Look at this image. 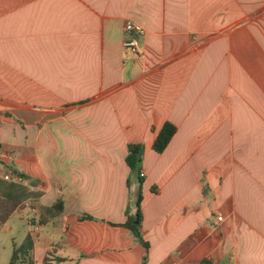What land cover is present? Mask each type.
<instances>
[{
	"label": "crops",
	"instance_id": "crops-1",
	"mask_svg": "<svg viewBox=\"0 0 264 264\" xmlns=\"http://www.w3.org/2000/svg\"><path fill=\"white\" fill-rule=\"evenodd\" d=\"M0 154L41 194L0 227L32 264H264V0H0Z\"/></svg>",
	"mask_w": 264,
	"mask_h": 264
},
{
	"label": "trees",
	"instance_id": "trees-1",
	"mask_svg": "<svg viewBox=\"0 0 264 264\" xmlns=\"http://www.w3.org/2000/svg\"><path fill=\"white\" fill-rule=\"evenodd\" d=\"M175 133L176 127L173 124L169 122L164 123L153 141L152 150L157 154H161L167 148ZM142 153L143 146L141 144H129L127 146V155L125 158L127 167L130 169L132 174L137 175V179L140 185L143 183L142 178L139 177ZM0 164L3 166L6 173L16 175L20 179H25V177L19 174L13 168V166L6 165L1 160ZM3 176L0 177V227L8 221V219L14 212L20 210L27 202L37 200L41 195L38 192H32L29 189V186L22 184L21 182L7 181L3 178ZM36 183H34V185ZM141 200L142 196L141 192L139 191L136 202V213L133 216H130L126 212L125 222L119 226L131 232L132 235L143 245L145 250H147L148 244L143 240L140 231ZM36 209L39 212L41 222L43 223L45 219L54 218L63 211V202L61 200H56L50 206H36ZM32 248L33 245L29 237H27L19 246L13 244L12 254L8 264H32ZM49 255L50 254L46 255V257L44 258V264L64 263V260L58 257L49 259ZM144 261L145 258L142 264H144Z\"/></svg>",
	"mask_w": 264,
	"mask_h": 264
},
{
	"label": "built area",
	"instance_id": "built-area-1",
	"mask_svg": "<svg viewBox=\"0 0 264 264\" xmlns=\"http://www.w3.org/2000/svg\"><path fill=\"white\" fill-rule=\"evenodd\" d=\"M123 32L126 36L122 44L124 49L131 55L139 57L141 55L139 42L145 34L144 29L131 21H126L123 25ZM3 178L7 181L20 182V178L12 174H5ZM217 219L221 220L220 217Z\"/></svg>",
	"mask_w": 264,
	"mask_h": 264
},
{
	"label": "rangeland",
	"instance_id": "rangeland-1",
	"mask_svg": "<svg viewBox=\"0 0 264 264\" xmlns=\"http://www.w3.org/2000/svg\"><path fill=\"white\" fill-rule=\"evenodd\" d=\"M3 154H0L2 156ZM1 159V157H0ZM1 166V164H0ZM3 176V175H2ZM137 179V175L134 174V181ZM133 181V182H134ZM21 234H0V264H8L11 254V241L16 243L19 241Z\"/></svg>",
	"mask_w": 264,
	"mask_h": 264
}]
</instances>
